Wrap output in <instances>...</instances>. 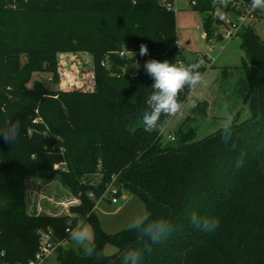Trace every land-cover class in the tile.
I'll return each mask as SVG.
<instances>
[{
  "label": "trees",
  "instance_id": "1",
  "mask_svg": "<svg viewBox=\"0 0 264 264\" xmlns=\"http://www.w3.org/2000/svg\"><path fill=\"white\" fill-rule=\"evenodd\" d=\"M194 1L212 38L213 0ZM165 3L173 0H0V127L9 119L21 122L17 143L0 138V173L21 176L0 182V264H26L41 232L61 241L60 264H123L130 249L142 252L140 264H264V40L250 24L238 32L251 117L233 124L231 141L223 143L219 130L198 140L187 131L164 141L162 133L142 127L153 83L144 62L199 63L180 55L175 13ZM244 4L250 0H231L224 11L234 16ZM141 44L149 55L140 56ZM78 51L92 59L86 67L92 80L81 88L50 89L31 80L43 71L56 83L57 53ZM132 52V59L126 56ZM205 68L204 62L199 70ZM57 172L79 202L68 213L27 212L22 176ZM95 172L96 185L80 179ZM112 175L117 194H135L145 212L168 222L162 242L140 238L133 226L112 233L101 228L93 206ZM193 212L218 218L215 231L195 228ZM78 217L91 225L97 252L105 253L107 244L115 250L97 260L79 246H64Z\"/></svg>",
  "mask_w": 264,
  "mask_h": 264
},
{
  "label": "rangeland",
  "instance_id": "2",
  "mask_svg": "<svg viewBox=\"0 0 264 264\" xmlns=\"http://www.w3.org/2000/svg\"><path fill=\"white\" fill-rule=\"evenodd\" d=\"M172 4L176 17L180 55L188 60L205 61L206 68L203 72V82L182 98V115L168 118L162 138L164 141H171L169 136L177 137L180 133L189 131L192 140H198L219 129L223 119L221 112L224 104L228 105L234 123L251 117L248 101L244 98L242 89L246 78L241 66L244 53L240 36L222 38L221 20L230 14L229 11L222 10L224 18L221 19L216 14V7H213L210 13L213 39L208 40L202 37V33L205 32L204 13L191 6L190 0H173ZM246 22L254 28L258 38L264 40V12L257 10L255 17L249 16ZM126 56L133 58L132 53H126ZM24 58L22 54L19 60L22 61ZM56 65V83L51 82L49 72L40 71L36 74V77L38 75L47 87L56 85L58 89L81 88L85 81L91 79V76L86 74V67L91 68L92 59L86 52H59L56 55ZM20 177L18 174L0 173V182L10 184L18 181ZM80 179L96 185L99 181V173L82 176ZM22 180L23 201L28 199L34 209L37 205L42 206L40 211H32L36 214H39L37 212L62 214L66 212L65 210L69 212L70 205L79 202L77 196L64 182L63 175L58 172L49 178L24 175ZM116 197L118 201L113 203L110 194H106L103 198L96 199L93 206V212L99 219L101 228L108 233L133 226L135 218L145 212L143 202L135 194L122 189ZM67 244L77 246L70 237L64 242V246ZM114 250V246L105 245V253ZM36 263L60 264L58 252L50 251L46 257Z\"/></svg>",
  "mask_w": 264,
  "mask_h": 264
},
{
  "label": "clouds",
  "instance_id": "3",
  "mask_svg": "<svg viewBox=\"0 0 264 264\" xmlns=\"http://www.w3.org/2000/svg\"><path fill=\"white\" fill-rule=\"evenodd\" d=\"M231 0H213V5L217 9V15L223 19L222 10L227 9ZM250 11L264 12V0H250ZM125 49L129 50L125 45ZM133 53V52H132ZM140 56L149 55L146 44L139 46ZM135 53H133V56ZM199 63L184 64L183 62H169L167 59L160 61L150 58L144 62L145 74L148 75L153 83L150 87L151 92L146 97L147 109L142 115V127L145 132L163 133L168 118L182 115L183 105L179 100V95L185 89L189 92L194 90L197 85L204 80V73L199 69L203 65ZM139 68V63H136ZM221 115L223 119L219 125L221 140L228 144L233 135L234 117L228 111V105L224 104ZM162 117L164 118L162 120ZM6 127H0V138L8 143H17L21 135V122L9 119ZM243 161V154L237 162L240 167ZM190 223L200 231L213 232L219 224L218 218H209L193 212L189 217ZM72 225V222H69ZM133 227L140 238H147L152 244L162 242L171 231V227L165 219L153 218L151 213L144 212L137 216L133 222ZM71 240L83 249L85 256H95L100 260L105 253L97 252L94 244V233L91 225L82 217L75 219L74 226L70 227ZM149 246H145L144 251H150ZM142 252L137 249H130L122 258L123 264H140Z\"/></svg>",
  "mask_w": 264,
  "mask_h": 264
},
{
  "label": "built area",
  "instance_id": "4",
  "mask_svg": "<svg viewBox=\"0 0 264 264\" xmlns=\"http://www.w3.org/2000/svg\"><path fill=\"white\" fill-rule=\"evenodd\" d=\"M160 1L163 2V0H160ZM194 4H195V1L190 0V5H194ZM249 5L250 4H244V5L238 6L240 10L237 14H235L234 16L228 15L223 19V21H222L223 27H222V31H221L222 38L229 39V38L234 37V36H239L238 32L241 29V27L246 25L247 18L249 16L255 17L256 11H250ZM165 6L168 9H173L172 3H165ZM247 24H249V23H247ZM202 37L205 39H208V40L213 39V38H208L205 32L202 33ZM120 54H122V52ZM203 62H205V61H203ZM101 64H104V63L101 62ZM169 137H170V139H172V136H169ZM53 168L59 169V170H64L65 166H64V163H55V164H53ZM113 180H114V175L111 176L110 181L105 183L104 190L98 199L103 198L104 195H106V194H110L111 202L115 203L118 201V199L116 197V194L118 192V187L114 184ZM88 195L93 197L94 193L92 191H89ZM60 244H61V241H52L50 239V232H41L37 250L35 251L33 258L30 259L26 264H37L36 263L37 261H39L43 257H46L50 251L55 250L56 247L59 246Z\"/></svg>",
  "mask_w": 264,
  "mask_h": 264
},
{
  "label": "crops",
  "instance_id": "5",
  "mask_svg": "<svg viewBox=\"0 0 264 264\" xmlns=\"http://www.w3.org/2000/svg\"><path fill=\"white\" fill-rule=\"evenodd\" d=\"M250 24V23H249ZM247 25V24H246ZM38 72H34L33 74H32V77H31V80H34V79H37V80H40V81H42V83H43V80H41V78H38V75H37V77H36V74H37ZM50 74V73H49ZM44 84V83H43ZM28 86H31V81L30 82H28V84H27ZM52 85H55V84H53L52 83ZM45 86H47V85H45ZM48 88H50V87H48ZM50 89H58L57 87H56V85L54 86V87H51ZM28 178V177H27ZM32 179H29V181H31ZM24 181L26 182V180L24 179ZM25 203H26V210H27V212H32V211H34V210H41L42 209V206L41 205H37L36 207H35V209H34V206L32 207V204L30 205L29 204V200L28 199H26V201H25ZM116 203V202H115ZM67 205V204H66ZM65 205V206H66ZM38 208V209H37ZM66 212H64V213H68L67 212V210H65ZM37 213H39V214H57V213H52V212H44V213H40V212H37ZM123 229V228H122ZM115 232V231H114ZM63 244V243H62ZM64 245V244H63Z\"/></svg>",
  "mask_w": 264,
  "mask_h": 264
},
{
  "label": "water",
  "instance_id": "6",
  "mask_svg": "<svg viewBox=\"0 0 264 264\" xmlns=\"http://www.w3.org/2000/svg\"><path fill=\"white\" fill-rule=\"evenodd\" d=\"M128 70H129V68H128V67H126L125 71H128Z\"/></svg>",
  "mask_w": 264,
  "mask_h": 264
}]
</instances>
